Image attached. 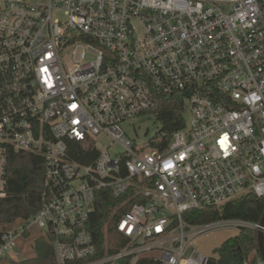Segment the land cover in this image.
Masks as SVG:
<instances>
[{"label":"built area","instance_id":"obj_1","mask_svg":"<svg viewBox=\"0 0 264 264\" xmlns=\"http://www.w3.org/2000/svg\"><path fill=\"white\" fill-rule=\"evenodd\" d=\"M173 93L185 125L166 146L161 134L141 143L127 133ZM99 136L120 151H101ZM68 140L100 152L77 160ZM12 151L43 155L45 189L40 208L3 232L0 260L32 229L57 264H211L202 234H264L261 222L185 214L264 197V0H0V198ZM101 189L120 199L113 214L136 200L113 230L107 222L94 256ZM243 264L264 260L253 252Z\"/></svg>","mask_w":264,"mask_h":264},{"label":"trees","instance_id":"obj_2","mask_svg":"<svg viewBox=\"0 0 264 264\" xmlns=\"http://www.w3.org/2000/svg\"><path fill=\"white\" fill-rule=\"evenodd\" d=\"M161 122V144H168L172 134L185 125V107L180 93L167 95L163 102L153 111ZM72 155L77 160L90 163L98 156L100 150L89 140L84 142L68 140ZM45 189L44 157L36 152H14L9 157L7 175V195L0 198V242L2 234L11 227L17 219H24L35 213L42 204ZM136 198H132L127 206L113 214L120 199L109 190L98 191L95 209L88 222V228L94 238L97 253L102 254L105 248V231L107 222L109 230L116 227L119 217L127 212ZM186 218L195 223H205L221 218H242L253 222H261L264 214V197L248 194L232 200L220 209L208 211L190 210ZM112 249V248H111ZM116 251V248L112 249ZM253 252L260 254L258 231L252 228H242L235 236L226 239L217 249L218 257L211 264H243ZM142 264H157L150 258H143ZM16 264H57L53 246L49 239L40 236L35 240V255Z\"/></svg>","mask_w":264,"mask_h":264},{"label":"rangeland","instance_id":"obj_3","mask_svg":"<svg viewBox=\"0 0 264 264\" xmlns=\"http://www.w3.org/2000/svg\"><path fill=\"white\" fill-rule=\"evenodd\" d=\"M55 16L61 19L64 18L60 10L55 11ZM124 127L131 137L136 138L137 141L142 143L148 141L150 138L159 136L161 134L162 124L157 116L146 114L129 120ZM95 143L101 151L108 149L112 154L120 151V148L105 136L96 137ZM237 233L238 230L233 227L219 228L202 234L196 239L195 243L200 252L208 256L216 257L218 255L217 249L220 245L226 239L235 236ZM40 234V231L32 229L29 234L23 237L18 246L15 245L5 252L0 260V264H16L19 260L34 256L35 240L41 236ZM107 239L113 241L114 237L109 236Z\"/></svg>","mask_w":264,"mask_h":264},{"label":"water","instance_id":"obj_4","mask_svg":"<svg viewBox=\"0 0 264 264\" xmlns=\"http://www.w3.org/2000/svg\"><path fill=\"white\" fill-rule=\"evenodd\" d=\"M261 224L264 226V214L261 220ZM258 242H259V252L264 260V234L261 230L258 231Z\"/></svg>","mask_w":264,"mask_h":264}]
</instances>
